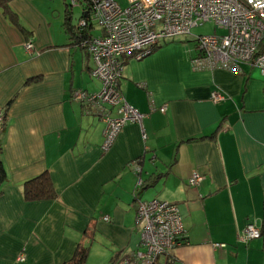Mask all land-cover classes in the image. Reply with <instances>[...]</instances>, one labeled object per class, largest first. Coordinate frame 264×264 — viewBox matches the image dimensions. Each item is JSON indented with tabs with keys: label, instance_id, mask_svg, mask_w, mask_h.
<instances>
[{
	"label": "crops",
	"instance_id": "obj_1",
	"mask_svg": "<svg viewBox=\"0 0 264 264\" xmlns=\"http://www.w3.org/2000/svg\"><path fill=\"white\" fill-rule=\"evenodd\" d=\"M36 2L0 5V264H61L77 243L83 264H123L138 242L136 203L150 199L175 204L184 240L159 264H264V74L194 69V43L179 41L125 57L117 87L144 116L103 151V122L70 97L99 89L92 59L64 31L65 11L59 20ZM40 174L53 196L26 199L25 180ZM246 222L260 236L243 243Z\"/></svg>",
	"mask_w": 264,
	"mask_h": 264
},
{
	"label": "built area",
	"instance_id": "obj_2",
	"mask_svg": "<svg viewBox=\"0 0 264 264\" xmlns=\"http://www.w3.org/2000/svg\"><path fill=\"white\" fill-rule=\"evenodd\" d=\"M126 1V5L120 7L114 0H88L74 25V30L81 35L77 45L90 55L93 62L90 75L100 86L94 92L73 89L70 97L94 109L103 122L101 150L111 145L125 122L141 124L144 114L126 103L117 82L124 58H143L160 38L186 35L191 27L212 21L223 32L192 37L195 51L190 57L192 68L236 71L239 63H247L264 74V0ZM75 2L69 0L70 5ZM93 30L96 33H92ZM23 48L30 52L31 41L26 40ZM209 99L216 103L223 96L213 90ZM105 106L114 107L116 115L110 116ZM2 119L0 110V130ZM201 179L202 175L192 171L186 182L195 187ZM103 219L106 220V216ZM134 224L138 242L122 259L123 264H159L160 257L183 242L180 216L172 202L138 200ZM259 236V228L246 222L237 238L245 243ZM23 258L22 253L17 255V260Z\"/></svg>",
	"mask_w": 264,
	"mask_h": 264
},
{
	"label": "rangeland",
	"instance_id": "obj_3",
	"mask_svg": "<svg viewBox=\"0 0 264 264\" xmlns=\"http://www.w3.org/2000/svg\"><path fill=\"white\" fill-rule=\"evenodd\" d=\"M35 6L39 10H52V12H60L59 13V20L62 18V12H66V15H69V24L75 25L77 18L81 14V10L85 5V1H78L76 0L74 5H70L69 0H36ZM118 3L120 7H124L126 5V0H114ZM223 30L219 29L217 26L213 24L212 21H205L196 26H193L189 30V34L186 35H176L173 37H163L158 39L160 44L162 43H170L174 41H179L185 44L188 47H192L193 41L192 37L195 35H202V34H211V33H222Z\"/></svg>",
	"mask_w": 264,
	"mask_h": 264
},
{
	"label": "trees",
	"instance_id": "obj_4",
	"mask_svg": "<svg viewBox=\"0 0 264 264\" xmlns=\"http://www.w3.org/2000/svg\"><path fill=\"white\" fill-rule=\"evenodd\" d=\"M7 1L8 0H0V5L2 6V8H7ZM78 1L79 2L85 1L86 4L84 5L83 9L87 7L86 5H88V0H78ZM68 19H69V15L64 14L63 23H62L64 26V31L69 35L71 40H74L75 45H77L78 38H80L81 35L77 34V32L74 30V25H70ZM3 180H5V174L0 164V183ZM53 194L54 192L52 190L50 181L47 178V176H45L44 174L37 175L35 177L25 180L24 182L23 195L26 199L52 197ZM86 253H87L86 247L81 245L80 243H77L71 257L67 261L61 264H83L86 257Z\"/></svg>",
	"mask_w": 264,
	"mask_h": 264
}]
</instances>
